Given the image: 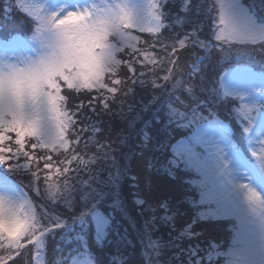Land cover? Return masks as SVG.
<instances>
[{
    "label": "rangeland",
    "instance_id": "obj_1",
    "mask_svg": "<svg viewBox=\"0 0 264 264\" xmlns=\"http://www.w3.org/2000/svg\"><path fill=\"white\" fill-rule=\"evenodd\" d=\"M166 1L168 0H77L76 9L121 8L132 16L135 26L129 29L130 34L138 36L135 32L157 34L164 28L166 22L162 10ZM18 2L20 8L35 20L36 25L27 36H17L11 41L0 39V67L8 64L24 65L41 56L46 51L45 42L51 35L52 14L62 15L73 10L69 9L66 0ZM179 2L182 13H174L173 24L183 27L196 22L199 28H203L205 21L211 20V37L225 47L228 58L242 61L241 64L224 70L221 87L225 97L238 100L233 111L246 121L244 128L247 152L238 146L225 122H201L205 117L199 114L194 116L196 121L185 110L172 104L171 95L177 80L169 84L171 88H167L150 109L134 114L129 126L135 128L137 124L146 122L147 116L160 110L181 120L180 124L188 126L194 123L193 132L179 140L173 146V151L179 157L178 161L193 172L191 182L199 192L196 203L201 207L200 213L203 217L233 215L243 223L236 234L235 246L228 252L230 259L227 264H264V160L260 159V153L264 152V73L252 65L251 61L259 51L264 50V2L259 0L256 6H248L243 0H202L197 5L193 0ZM201 11H204V17L198 21L197 15ZM222 18L234 21L242 30L243 38L218 41L216 37L222 27ZM177 40L180 44L195 43L201 47L208 44L198 36L196 29ZM116 42L121 49L129 47L122 40L117 39ZM123 53H118L117 58L121 59ZM145 56L149 61L155 59L153 54ZM114 95L115 93H111L116 98ZM164 100L167 102L164 103ZM63 110L70 113L67 103ZM70 117L74 122L75 118L71 113ZM155 118L158 120L160 117ZM70 131H73V123L66 124L65 144L68 143ZM42 132V139L55 132L54 122L45 120ZM28 139L25 140L26 144ZM71 146L69 144L66 151L60 148L56 152L37 150L38 153L51 156L54 167H67L68 171L54 173L52 179L42 177L40 182L38 170L43 169L42 162L32 174L29 184L36 198L29 195L27 186L15 181L0 168V193L5 194L8 202L10 201L9 205L23 209L30 224L25 241L20 242L19 248L13 245L9 249L6 243L0 245V264L15 258L21 248L29 246L32 264H52L47 256V236L50 233L54 235V232L61 234V238L69 243L84 244L81 250L74 246L67 248L64 254L57 252L56 264H97L87 243L85 245V236L92 231L96 240L102 243L109 233L111 215L117 211H122L139 230L150 264H174L172 254L163 257L154 251L158 244L156 240L149 239L150 228L146 219L132 215L127 209L120 192V179L124 169H117L114 175L99 170L102 171L101 175L85 176L87 170H84V164H87V160L79 153L73 154ZM55 155L58 157L55 158ZM68 160H71L70 165L64 163ZM27 166L28 163H24V167ZM251 192L258 195L254 203L249 200ZM135 201L141 205L143 199L139 196Z\"/></svg>",
    "mask_w": 264,
    "mask_h": 264
},
{
    "label": "trees",
    "instance_id": "obj_2",
    "mask_svg": "<svg viewBox=\"0 0 264 264\" xmlns=\"http://www.w3.org/2000/svg\"><path fill=\"white\" fill-rule=\"evenodd\" d=\"M193 1L195 5L202 2ZM243 1L248 6H256L259 2ZM179 4V0L164 3L162 15L166 24L157 34L135 32L141 41H149L146 47L151 49L152 45H157L147 52L155 59L149 61L144 55L142 65L135 58V49L124 52L121 58L128 62L117 69L118 78L123 83L116 87V98L107 91H83L71 95L67 106L75 121L68 139L72 142L71 152L79 153L87 160L85 176L101 175L99 170L114 175L117 169H124L120 179L122 198L132 215L146 219L150 228L149 239L158 244L154 250L156 254L163 257L172 254L174 264H227L228 252L235 246L236 234L243 223L233 215H201V207L196 203L199 192L191 182L193 172L178 161L179 157L173 151L179 140L193 132L194 123L189 127L180 124L181 120L160 110L147 116L146 122L135 128L129 126L134 114L150 109L164 91L171 88L169 84L177 80L171 95L172 104L190 116L202 115L205 118L201 122H225L238 146L247 152L246 121L233 111L238 100L225 97L221 87L224 70L242 61L228 58L225 47L211 37V20L205 21L203 28H199L196 22L183 27L173 24L174 13H182ZM203 17L204 11L198 13V21ZM35 25V20L20 8L18 0H0V39L11 41L17 36H27ZM192 29L206 40V46L178 42L183 35H190ZM251 61L264 73V50ZM158 116L157 120L155 117ZM42 162L39 161L40 166ZM24 163L29 165L31 162L21 159L19 167L10 169L2 164L0 168L27 186L29 195L34 198L29 184L37 166L33 163L31 167H24ZM38 171L42 182L47 173L43 169ZM139 196L143 199L141 205L135 201ZM105 211L109 213L107 208ZM138 232L130 219L122 211H117L111 215L106 239L100 243L90 231L85 236V245L87 243L97 264H150ZM47 240V256L52 264H56L57 252L64 254L67 248L74 246L78 250L84 248L83 243H69L58 232L50 233ZM29 248H21L15 258L5 264H32Z\"/></svg>",
    "mask_w": 264,
    "mask_h": 264
},
{
    "label": "snow or ice",
    "instance_id": "obj_3",
    "mask_svg": "<svg viewBox=\"0 0 264 264\" xmlns=\"http://www.w3.org/2000/svg\"><path fill=\"white\" fill-rule=\"evenodd\" d=\"M66 3L73 10L52 14L51 35L41 56L24 65L0 67V164L11 169L19 167L21 159L31 162L29 167L33 163L39 167V161H43L48 179L54 173H66L68 168L54 167L52 157L37 150H68L72 142L68 140L65 144V128L72 119L63 109L71 95L97 90L114 93L123 83L117 67L128 62L118 59L117 54L134 48L135 58L143 65L144 55L157 47L152 45L150 49L146 47L148 40L141 41L139 36L130 34L129 29L135 26L132 16L121 8L76 9L77 0ZM220 23L218 41L243 38L234 21L222 18ZM117 39L129 47L121 49ZM45 120L54 122L55 132L42 139ZM26 138H29L27 145ZM260 159L264 160V152L260 153ZM64 163L70 165L71 160ZM257 199V193L251 192L250 202ZM28 230L30 224L23 209L14 208L0 198V245L19 248Z\"/></svg>",
    "mask_w": 264,
    "mask_h": 264
},
{
    "label": "bare ground",
    "instance_id": "obj_4",
    "mask_svg": "<svg viewBox=\"0 0 264 264\" xmlns=\"http://www.w3.org/2000/svg\"><path fill=\"white\" fill-rule=\"evenodd\" d=\"M0 198H2L7 204H9L10 201L8 202V198L5 196V194L3 195L0 193Z\"/></svg>",
    "mask_w": 264,
    "mask_h": 264
}]
</instances>
